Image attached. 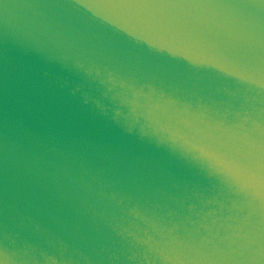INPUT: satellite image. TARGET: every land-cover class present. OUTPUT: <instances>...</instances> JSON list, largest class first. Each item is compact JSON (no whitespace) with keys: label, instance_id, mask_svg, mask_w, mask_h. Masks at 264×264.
I'll return each instance as SVG.
<instances>
[{"label":"water","instance_id":"obj_1","mask_svg":"<svg viewBox=\"0 0 264 264\" xmlns=\"http://www.w3.org/2000/svg\"><path fill=\"white\" fill-rule=\"evenodd\" d=\"M0 264H264V0H0Z\"/></svg>","mask_w":264,"mask_h":264}]
</instances>
